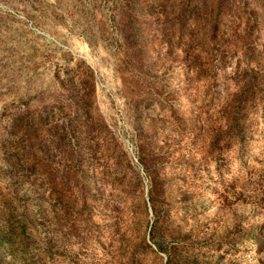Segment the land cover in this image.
Segmentation results:
<instances>
[{"label": "trees", "instance_id": "1", "mask_svg": "<svg viewBox=\"0 0 264 264\" xmlns=\"http://www.w3.org/2000/svg\"><path fill=\"white\" fill-rule=\"evenodd\" d=\"M125 6L122 31L131 50L128 60L135 58L139 69L149 75L173 119L154 123L139 148L141 170L126 157L118 168L121 172H115L130 185L123 189L124 199L129 196L131 208L141 205L145 213V217L125 216L133 217L131 222L141 230L138 253L154 264H238L230 256L252 252L243 264H264V218L255 217L254 211H237L243 200L245 208H258L245 202L251 196L246 187L250 180L241 182L243 165L238 161L244 140L253 138L264 145V0H127ZM241 43L250 49L244 54L247 64L241 71L236 69L233 85L226 86L223 101H217L219 93L206 91L217 83L215 56H224L226 46ZM203 52L209 56L203 57ZM161 87L173 97L158 90ZM73 93L74 124L64 129L66 121L62 131L69 154L64 155L61 179L48 189L53 211L48 215L41 207L37 218L30 212L14 216L10 238H0L9 243L12 264H86L84 258L91 256L89 241L70 246L64 238L71 237L62 231L67 228L70 233L81 222L93 233L95 208L104 212L98 218L100 225L113 214L110 198L104 201L110 169L100 171L98 148L92 141L93 135L106 134L107 127L101 122L91 126L84 90ZM216 103L218 110L206 108ZM167 127L175 135H165ZM187 166L189 175L180 172ZM202 168L206 173H201ZM250 217L256 220L249 221ZM120 237L122 243L130 242Z\"/></svg>", "mask_w": 264, "mask_h": 264}, {"label": "rangeland", "instance_id": "2", "mask_svg": "<svg viewBox=\"0 0 264 264\" xmlns=\"http://www.w3.org/2000/svg\"><path fill=\"white\" fill-rule=\"evenodd\" d=\"M126 3L127 0H0V238H10L8 232L16 214L30 212L37 218L41 207L48 215L53 211L48 189L61 179L67 160L64 155L69 154L62 131L66 121L64 129L74 124L73 90H84L88 101L85 113L91 126L101 122L107 127L106 134L93 135L92 141L98 148L100 171L106 166L110 169L104 201L110 198L114 211L100 225L98 218L104 212L95 208L94 232L86 231L77 222L70 233L67 228L62 231L71 237L68 240L65 236L64 241L74 247L89 241L86 245L91 256L84 258L86 264H154L138 253L141 230L131 222L133 217L125 218L134 213L145 217L143 207L131 208L133 200L123 195V189L130 185L118 179L115 172H121L118 168L126 157L131 164H138L139 148L153 132L155 122L173 119L169 105L156 95L159 91L150 83L152 79L148 81L149 75L139 69L135 58L128 60L131 50L126 47L122 31ZM247 51L249 47L242 43L231 44L222 52L224 56H215L213 72L217 83L206 91L219 93L217 101L222 102L225 87L233 85L236 69L241 71L246 66ZM202 56H209V52ZM166 89L158 88L173 97ZM218 106L216 103L206 108L218 110ZM164 134L175 135L170 127ZM67 139L74 144L70 135ZM252 139L244 140L238 161L242 170L234 166L233 174L237 175L238 170L242 183L250 180L246 187L251 196L245 202L258 208H245L243 200L237 211H254L255 217L264 218V145ZM231 153L236 154V148L232 147ZM137 168L141 170L138 165ZM181 170L191 174L189 166ZM201 173L206 170L202 168ZM143 178L147 183L144 175ZM145 190L147 198V187ZM33 195L42 198L39 201L27 197ZM120 235L130 242L122 243ZM10 251L9 243L0 240V264L13 263ZM251 253L230 259L243 264L251 259Z\"/></svg>", "mask_w": 264, "mask_h": 264}]
</instances>
